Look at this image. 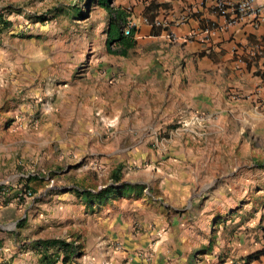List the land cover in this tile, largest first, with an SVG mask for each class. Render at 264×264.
Segmentation results:
<instances>
[{
	"label": "crops",
	"instance_id": "1",
	"mask_svg": "<svg viewBox=\"0 0 264 264\" xmlns=\"http://www.w3.org/2000/svg\"><path fill=\"white\" fill-rule=\"evenodd\" d=\"M149 5L159 8L147 14ZM213 6L214 0H121L122 9L133 7L129 20L137 29L136 45L126 57L120 56L121 73L114 79L113 87L123 85L125 99L111 101L95 87L89 98L74 100L71 110L60 114L65 121L61 159L80 164L87 156L82 141L89 139L96 146L89 154L94 170L111 169L113 183L82 188L80 182L60 180L49 186L52 177L44 173L36 181H45V195L35 205L0 201V264H39L41 254L34 244L45 240L79 246L82 254L75 253L71 264H199L197 255L212 260L205 264H219L224 258L215 259V251L227 254L222 264H264V255L250 258L263 250L253 245L251 234L241 233L239 223L233 224L234 239L227 248L226 235L220 232L227 205L235 217L233 205L241 204L247 198L244 189L256 182L257 150L246 142L242 147L237 127L243 121L256 124L251 113L257 107L264 111V81L246 70L253 72L256 65L264 70V56L250 57L264 38L248 24L225 30ZM185 10L193 13L186 24H171L159 34L146 20L172 22ZM116 70L108 69L95 85L106 86ZM132 92L138 103L127 98ZM229 92H259L262 98L230 102ZM131 121L138 124L132 138L126 127ZM99 122L106 131L99 129ZM176 124L217 125L223 146H201L209 133L199 126L188 129L200 138L195 146L190 135L189 140L172 137ZM49 125L41 133L47 136L42 142L47 146L57 132ZM153 125L170 138L154 134L156 145L147 146L145 131L148 127L151 132ZM159 140H168L167 145L158 147ZM68 168L62 178L70 173ZM118 169L120 181L115 183Z\"/></svg>",
	"mask_w": 264,
	"mask_h": 264
},
{
	"label": "rangeland",
	"instance_id": "2",
	"mask_svg": "<svg viewBox=\"0 0 264 264\" xmlns=\"http://www.w3.org/2000/svg\"><path fill=\"white\" fill-rule=\"evenodd\" d=\"M108 1L112 9L121 8L119 7L121 0ZM132 9L133 7L126 8L129 12ZM2 14L13 23V26L0 33V147L2 150L0 186L5 188L11 199H16L17 191L28 185L34 196L16 202L22 205H35L45 195L42 192L45 181H36L37 178L44 176V173H49L52 179H55L54 186L60 180L80 182L82 188L113 183L111 169L94 170L89 154L96 146L91 144L89 139L82 141L81 151L87 156L80 164L75 165L77 160L61 159L60 155L61 146L64 145L62 125L65 122L60 114L63 110H71V103L74 100L89 98L93 91L91 89L95 87L99 95L111 101L122 102L121 100L125 99L123 85L113 87L116 84L115 76L121 73L122 64L121 57L110 54L107 49L106 31L110 21L109 12L102 8L97 0H0V15ZM40 16L45 17L44 22L37 21ZM115 49L114 47L113 50ZM255 67L256 70L251 72L246 66L248 75L264 81V70L258 69V65ZM108 69H119V72L116 70L110 73L111 78L106 82V86L100 84L96 86V79L103 77ZM259 88L261 87H257V90ZM234 94L240 93L229 92L227 99L230 102H232L230 97ZM257 96H260L259 92L251 95L253 99ZM127 98L133 99L135 103L140 101L133 92L129 93ZM251 115L256 116V124L243 121L237 128L243 138L242 147L246 142L257 150L256 182L252 183L251 188L246 187L242 192L243 196L247 194V198L249 195L253 198L251 202L243 198L241 204L233 205L237 207L234 211L237 212L235 217L228 214L230 205H227L226 222L220 232L226 235L227 248L234 239L233 224L236 223L237 226L239 223L241 233L246 236L251 234L253 245L264 250V111L262 107H257ZM47 123H50L49 128H55L57 131L55 135H51L49 146L43 145L42 142L47 136L41 134L45 128H48ZM99 124L101 126L99 129L106 131L103 124L100 122ZM105 125L108 128L114 127L112 123ZM153 126L151 131L153 134L147 132L148 127L145 131L147 146L156 145L155 139L153 140L154 134H163L158 135L160 139L167 135V132L162 133L159 128L155 129L156 125ZM197 126L176 124L171 136L186 137L185 139L189 140L190 135L193 139L189 141L195 146L200 138L193 130L185 132V129L194 127L197 129ZM202 126H199L202 128L201 131L209 135L206 145L202 142L201 146H223V140L220 136H216L219 133L217 125ZM230 126L233 130L234 126ZM126 127L130 138L136 136L138 124L131 121ZM50 133L54 131L50 130ZM101 137L106 139L107 135L101 132ZM166 138H170L169 134ZM167 141L159 140L158 147L163 145L162 142L167 145ZM48 147L52 148L53 152H50L52 149ZM55 148L59 150L55 151ZM24 152L26 156H23ZM67 166L71 171L62 178L61 172ZM245 170L249 169L245 168ZM33 174H38L39 177ZM253 176L254 171L252 178ZM48 185L51 186L50 182ZM125 193L130 195L131 190L125 189ZM213 257L218 260L224 258L219 264L227 260V254L225 256L218 251L214 252ZM195 260L199 264L212 261L204 256L200 260L199 255Z\"/></svg>",
	"mask_w": 264,
	"mask_h": 264
},
{
	"label": "trees",
	"instance_id": "3",
	"mask_svg": "<svg viewBox=\"0 0 264 264\" xmlns=\"http://www.w3.org/2000/svg\"><path fill=\"white\" fill-rule=\"evenodd\" d=\"M97 2L102 8L109 12L110 21L106 31L108 52L113 55L126 57L129 50L133 49L136 45L134 40V35L137 32L136 27H133L129 36H126L124 33V28L129 22L131 13L122 8L112 9L109 1L107 2V0H97ZM158 8L159 7H150L149 5L146 9V13L148 14L150 11ZM146 20L153 26V19L147 16ZM37 21L44 22L45 17L40 16ZM12 26L13 23L8 21L5 15H0V33L10 29ZM163 31H165V29H160V31L156 34ZM114 47L116 48L115 50H113ZM120 176L121 169H118L113 173L115 183L120 181ZM26 188H29V186L26 185ZM34 248L38 249L41 254L39 264H71L75 253L77 256H81L82 254L79 246L74 243H68L64 240L38 241L35 242ZM262 255H264V250L251 256L250 258L258 260Z\"/></svg>",
	"mask_w": 264,
	"mask_h": 264
},
{
	"label": "built area",
	"instance_id": "4",
	"mask_svg": "<svg viewBox=\"0 0 264 264\" xmlns=\"http://www.w3.org/2000/svg\"><path fill=\"white\" fill-rule=\"evenodd\" d=\"M214 11L224 20V29H233L240 25H250L255 31H260L262 33V38H264V0H214ZM191 10H185L174 21L155 20L153 26L160 29L168 30L171 24L184 25L186 24L190 17L192 16ZM134 25L132 21L129 20L127 26L124 28V33L126 36L131 34ZM172 41H176L177 38L170 35ZM264 56V43L262 46L258 47L250 53V57H263ZM254 97L242 96L240 94H234L230 99L232 102H243L245 100H253ZM99 113H97V116ZM99 117V116H98ZM100 118V117H99ZM187 128V127H186ZM189 128L185 129V132H189ZM33 176H38V174H33ZM51 186L54 184V180H49ZM34 196L33 191L30 188H21L16 193V199H11L5 188L0 186V201L2 203H9L12 200H24L30 199ZM148 264V263H146Z\"/></svg>",
	"mask_w": 264,
	"mask_h": 264
}]
</instances>
